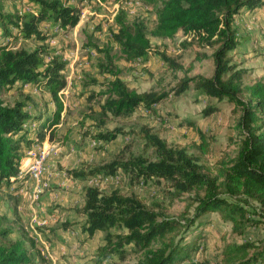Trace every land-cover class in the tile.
<instances>
[{"label": "rangeland", "instance_id": "374dc122", "mask_svg": "<svg viewBox=\"0 0 264 264\" xmlns=\"http://www.w3.org/2000/svg\"><path fill=\"white\" fill-rule=\"evenodd\" d=\"M131 1L126 6L131 7L137 0ZM119 7L120 3L115 0H84L79 4L80 19L73 27L63 29L50 21H41L38 26L46 36L43 40L25 37L14 26H10V33L5 34L0 23V44H7L13 50L37 49L47 59L49 54H57L66 63L67 85L62 93L64 112L54 139H48L55 149L46 159L42 192L33 199L36 182L29 178V174L19 180V187L14 185L15 180L0 185V223L5 230L2 241L23 239L28 247H33V253L41 252L47 264H138L146 250L140 245L126 243L118 251H110L102 263L96 262L98 248L105 243L107 232L98 230L93 236L88 235L86 215L77 211L85 202V187L88 185L84 179L68 174L67 170L102 164L115 157L141 156L154 160L157 152L136 135L143 126L164 138L170 147L185 148L197 158L208 176H216L236 153L233 140L239 136L235 128L238 114L232 111L233 103L208 97L192 83L180 94L174 90L185 75H213V59H198L197 52L209 55L214 49L189 43L191 35L186 36L180 31L171 39L150 36L155 49L148 60L130 61L121 55L111 35L117 28L114 18ZM5 9L22 16L34 13L35 5L28 0H6ZM136 14L135 11L130 18ZM154 14V10L146 12L150 25L155 23ZM238 18V25H241L239 37L245 46L242 51H238V47L234 50L233 61L248 68L247 82L264 80V6L247 11ZM93 45L110 48L113 65L121 70L120 76L129 87L139 91H166L169 95L154 104L153 109L140 105L129 115H106L102 105L107 98L105 90L110 74L102 73L99 64L107 59ZM158 50L181 63L183 70L168 68ZM2 98L8 105L23 100L27 110L45 116L55 109L45 85H14L5 89ZM206 105L216 106V109L207 113L203 110ZM30 128V135H35L34 125ZM110 129L120 130L114 140L103 142L94 138L96 133ZM199 131L206 135L209 150H205ZM26 151L24 158L27 157ZM116 173L118 181L106 182L100 190L105 194L118 191L126 196L136 195L148 209L158 213L159 220L170 217L179 221V228L165 240L173 238L178 242L187 234L188 238L202 234L200 248L193 253L196 262L204 259L223 262L225 247L246 241L254 245L250 253L264 250V206L257 201L245 203L239 200L248 210V220L240 229H234L233 223L222 219L217 212L206 215L200 228L196 229L194 225L187 229V220L194 216L202 191L192 189L178 193L163 178L142 176L135 170L119 169ZM200 218L204 219V216ZM44 219H48V224L38 223ZM113 230L118 231L117 228ZM162 245L163 240L157 238L150 247L155 249Z\"/></svg>", "mask_w": 264, "mask_h": 264}, {"label": "trees", "instance_id": "16d2710c", "mask_svg": "<svg viewBox=\"0 0 264 264\" xmlns=\"http://www.w3.org/2000/svg\"><path fill=\"white\" fill-rule=\"evenodd\" d=\"M5 1L0 0V23L5 34L10 33V26H14L25 37L43 40L46 36L38 26L41 21H50L63 29L73 27L80 19L79 4L84 0H28L35 5V11L22 16L6 12ZM115 1L120 3V7L114 18L117 28L112 30L111 35L121 55L130 61L148 60L155 49L150 36L171 39L180 31L192 36L188 38L189 43L214 49L209 55L197 52L198 59H213V75H185L174 90L180 94L192 83L208 97L233 103L232 111L238 114L235 128L239 136L233 140L236 153L216 176H208L197 158L185 148L170 147L164 138L143 126L136 135L157 152L154 160L141 156L115 157L102 164L69 169L68 174L85 179L93 175L115 174L123 169L135 170V173L138 171V174L146 177L163 178L178 193L192 189L203 193L198 196L199 204L194 216L187 220V229L192 226L200 228L206 215L212 212L231 221L234 229H240L243 222L248 220V210L239 200L245 203L254 200L264 206V80L247 82L248 68L233 61V52L240 39L235 20L243 11L264 6V0H139L142 6L137 8L133 19L126 6L130 0ZM148 10L149 13L152 10L155 12L153 25L146 19ZM93 46L107 59V62L99 64L102 73L110 74L105 90L107 98L102 105L106 115H129L140 105L153 109L154 104L169 95L166 91H139L129 87L120 76L121 70L113 65L114 56L109 54L110 48ZM158 53L167 62L168 68L183 70L184 66L171 56L159 50ZM48 57L41 52L39 54L37 49L13 50L7 44H0V185L10 184L12 180L19 181L24 150L46 138L54 139L61 123L64 112L62 93L67 85L64 75L66 63L57 54H49ZM14 85H45L53 98L55 109L45 116L27 110L23 100H16L13 105L5 104L2 94L6 88ZM215 109L216 106L206 105L203 110L209 113ZM30 125H34L35 135H30ZM118 132V129L100 131L94 138L108 142L114 140ZM28 134L30 136L27 137ZM199 135L205 150H209L206 135L200 131ZM17 185L19 187L20 183ZM85 191V202L77 209L86 215L85 230L89 236L98 230L107 232L105 243L98 248L97 263H102L110 251H118L126 243L146 249L138 264L264 263V250L250 253L254 245L248 241L225 247L222 251L223 262H211L208 259L196 262L193 253L200 248L202 234H197L195 238H188L187 234L178 242L173 238L165 240L179 228L180 223L175 218L163 217L159 220L158 213L148 209L136 195L126 196L118 191L105 194L99 187L92 185L86 186ZM116 228L117 232L113 230ZM4 233L0 223V264H47L41 252L33 253V247H28L23 239L3 242L1 236ZM157 238L163 240V245L154 249L150 245Z\"/></svg>", "mask_w": 264, "mask_h": 264}, {"label": "built area", "instance_id": "2783aa9c", "mask_svg": "<svg viewBox=\"0 0 264 264\" xmlns=\"http://www.w3.org/2000/svg\"><path fill=\"white\" fill-rule=\"evenodd\" d=\"M132 2L127 1L126 3ZM142 3L137 0L131 7L128 6L129 12L132 14L135 11L137 12V8L141 7ZM147 7V6H146ZM140 60V59H139ZM141 61V60H140ZM26 86V85H25ZM55 145L51 144L48 139L42 141L39 144H36L32 148L26 151L27 157H25L22 161L21 169L19 172V180L23 178L25 175L29 174V178L36 182L34 191H33V199L39 196L42 192V184H43V171L45 169V163L47 157L54 152ZM119 175L118 173L115 174H99L88 176L86 181L87 185L90 186H97L101 187L106 182L110 181H118ZM39 224H48V219L38 220Z\"/></svg>", "mask_w": 264, "mask_h": 264}, {"label": "crops", "instance_id": "0c3cea01", "mask_svg": "<svg viewBox=\"0 0 264 264\" xmlns=\"http://www.w3.org/2000/svg\"><path fill=\"white\" fill-rule=\"evenodd\" d=\"M245 12H247V11H245ZM245 12L240 13V14H238V15L236 16L235 27L237 28L238 32H239V28H240V26H241V25H240V26L238 25L239 22H240L238 17L244 15ZM238 34H239V36L241 37V33L239 32ZM244 46H245V42H243V41H242V38H241V39H240V44L238 45L237 50H238V51H242V50L244 49ZM30 111H31V110H30ZM32 112H33V111H32ZM19 183H20V181L17 180V181L14 182V185H17V184H19Z\"/></svg>", "mask_w": 264, "mask_h": 264}]
</instances>
